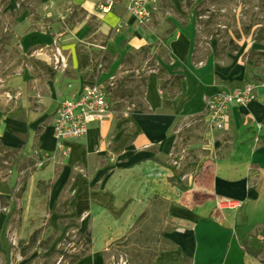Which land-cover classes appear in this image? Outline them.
Instances as JSON below:
<instances>
[{
	"label": "crops",
	"instance_id": "0c3cea01",
	"mask_svg": "<svg viewBox=\"0 0 264 264\" xmlns=\"http://www.w3.org/2000/svg\"><path fill=\"white\" fill-rule=\"evenodd\" d=\"M127 2L1 0L0 146L36 162L43 152L54 153L45 170L52 184L50 224H70L92 237L75 264H108L112 243L129 233L155 195L168 205L172 227L154 264H264V248L248 254L237 231L264 243V83L256 84L248 106L229 108L223 130L212 128L205 111L209 97L241 86L245 68L255 66L234 54L264 53L260 29L253 39L259 26L230 35V58H218L217 43L209 56L197 57L199 10L208 0H157L145 26L129 14ZM57 48L66 68H56ZM140 71L146 85L137 98L146 110L109 99L110 118L63 142V157L53 135L62 99L87 80H118L132 89L138 83L133 73ZM176 75L180 90L170 97L160 84ZM183 151L180 167L174 166V155ZM221 198L242 206L219 210ZM11 200L10 185L0 180L5 256Z\"/></svg>",
	"mask_w": 264,
	"mask_h": 264
},
{
	"label": "rangeland",
	"instance_id": "374dc122",
	"mask_svg": "<svg viewBox=\"0 0 264 264\" xmlns=\"http://www.w3.org/2000/svg\"><path fill=\"white\" fill-rule=\"evenodd\" d=\"M199 11L201 17L195 41L197 57L209 56L212 43H217L218 58H230L226 54L232 48L230 35L236 36L240 31L251 34L252 27L258 25L255 39L259 29H264V0H208ZM260 36L264 40V30ZM261 54H234L243 63L251 60L255 65L245 68L247 79L241 86L264 82V56ZM142 73H133L136 79L131 80L138 81L135 86L140 83ZM134 96L136 98L114 100L115 105L125 108L137 105L141 101L137 98L140 94L135 92ZM6 153L7 150L0 146V180L8 183L12 190V200L7 208L10 254H0V264H70L71 255L86 252L88 245L74 226L65 224L56 229L50 224L52 212L48 194L52 184L45 176V170L51 160L43 166H37L33 158L3 161ZM60 204V208L65 209L66 205ZM147 204L129 233L110 246L108 264H154L158 252L168 247L167 237L172 227L168 205L156 195Z\"/></svg>",
	"mask_w": 264,
	"mask_h": 264
},
{
	"label": "built area",
	"instance_id": "2783aa9c",
	"mask_svg": "<svg viewBox=\"0 0 264 264\" xmlns=\"http://www.w3.org/2000/svg\"><path fill=\"white\" fill-rule=\"evenodd\" d=\"M156 4L157 0H128L126 8L140 26H145L152 19ZM57 53L59 58L56 68H66L67 63L61 48H57ZM99 67L101 68V64ZM115 83V80L102 81L100 79L83 81L82 85L75 89L70 97L62 99L59 103L53 124V135L58 142L57 149L61 150L62 155L67 154L63 142L86 136L91 124L101 123L110 118L111 109L108 97L110 89L115 87ZM255 88L256 84L246 83L233 89L222 88L209 97L206 100L205 111L211 119L212 128L225 129L229 108L233 105L248 106L252 101ZM53 154L52 152H43L36 165H45L52 159ZM183 157L184 151L174 155L172 164L180 167ZM241 206L240 201L225 198L216 202V208L219 210H237Z\"/></svg>",
	"mask_w": 264,
	"mask_h": 264
},
{
	"label": "trees",
	"instance_id": "16d2710c",
	"mask_svg": "<svg viewBox=\"0 0 264 264\" xmlns=\"http://www.w3.org/2000/svg\"><path fill=\"white\" fill-rule=\"evenodd\" d=\"M261 30H264V29L263 28L260 29V32H261ZM261 55L264 56V53H262ZM102 61L104 63H106V61H107V57L105 54H104V57L102 58ZM97 66H98V62L93 65V69H92L93 72L97 71ZM158 75L160 78H163L164 70L159 69ZM181 79H182L181 75H176L171 80L162 81L160 84V88L162 89V91L167 92L170 97H174L180 90ZM262 83H264V82H260V83H256V84H262ZM145 85H146V78L144 76H141L140 83L132 89H126L125 84L123 82L115 83V87L113 89H110V96H109L108 100L110 99V101H113V100H117V99H123L125 97L131 98L133 95H135V92L140 94V96H142L143 95L142 88L145 87ZM137 105L139 107H141L142 110H144V111L146 110L145 108H143L141 101L138 102ZM137 105H134L135 108ZM45 152H50V151H45ZM18 154H19L18 149L7 151L4 159L2 158V160L4 161L7 158H11L15 162H17L18 160L20 161L22 157L19 156ZM1 201H2V206L5 207L6 205H8L7 199L1 197ZM237 231H238L242 246L248 254H250L252 256H257L259 253L262 252V250L264 248V243H260V241L255 237H248V236L244 237L241 229H237ZM80 235H81V237H84L85 242L88 245V249L86 252H83L81 254L71 255L70 264H75L77 261L84 258L86 256L87 252L89 251L90 247H91V244H92L91 234L85 233V234H80Z\"/></svg>",
	"mask_w": 264,
	"mask_h": 264
}]
</instances>
